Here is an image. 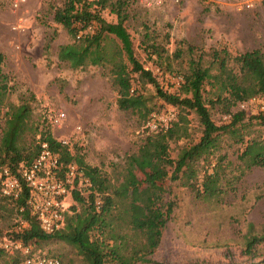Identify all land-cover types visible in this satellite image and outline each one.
Wrapping results in <instances>:
<instances>
[{
  "label": "rangeland",
  "instance_id": "rangeland-1",
  "mask_svg": "<svg viewBox=\"0 0 264 264\" xmlns=\"http://www.w3.org/2000/svg\"><path fill=\"white\" fill-rule=\"evenodd\" d=\"M218 1L167 0L160 6L148 7L140 0H130L125 26L134 54L164 91H178L183 81L179 68L186 66L189 57L201 56L207 61L211 51L223 48L231 57L255 49L264 54V0H225L227 5ZM64 2L29 0L14 12L8 3H0V51L6 55L1 73L8 83L0 110V135L6 108L28 103L33 127L38 132H49L57 141H65L71 153L99 168L126 197L139 240H159L151 257L155 262L263 264L264 241L250 251L247 243L264 235V167L246 170L240 155L251 141L264 145V116L260 115L262 120L254 116L258 113L247 111L236 126L220 132L216 150L201 159L195 170L200 181L203 171L223 158L222 194L209 200L197 197L186 185L182 171L174 180V166L158 161L153 151L166 143L168 157L175 162L184 148L199 142L202 126L198 117L194 113L188 115L187 138H161L158 132L146 129L148 115L170 107L177 115L179 111L164 105L151 85L144 89L151 111L140 118L117 108V94L104 69L72 70L59 63L58 47L71 40L61 26L53 24L52 11ZM244 3L252 6L243 7ZM101 16L106 22L116 21L107 9ZM153 42L163 47L172 72L151 53L149 45ZM208 107L217 126L230 123L223 105ZM230 110L235 113L237 108ZM59 112L65 113V119L55 126L49 117ZM35 138L38 141L39 136L36 134ZM26 141H32L31 135ZM170 205L172 211L167 214ZM82 210V205L68 201V215ZM18 221L12 204L0 197V239ZM127 229L124 233L132 235ZM34 249L58 257L61 264H86L75 248L61 241L41 243ZM8 261L7 256L0 257V264Z\"/></svg>",
  "mask_w": 264,
  "mask_h": 264
},
{
  "label": "trees",
  "instance_id": "trees-1",
  "mask_svg": "<svg viewBox=\"0 0 264 264\" xmlns=\"http://www.w3.org/2000/svg\"><path fill=\"white\" fill-rule=\"evenodd\" d=\"M129 4L130 0H65L61 7L54 8L53 24L61 26L71 40L58 47L57 61L72 70L87 67L104 69L117 94V108L130 111L140 118H145L151 111L144 94L145 86L151 85L164 105L175 107L179 111L169 130L158 131L161 138L168 136V140L173 141L187 138L188 115L194 113L202 126L198 143L184 148L175 162L168 157L166 143L159 144L153 153L158 161L174 166V180L182 171L186 185L194 190L197 197L204 200L218 198L222 194L223 158H219L210 170L206 168L200 181L196 176L195 165L213 154L220 132H226L244 118V111L231 113V107L252 97L264 95V54L255 49L231 57L223 48L211 51V58L207 61H203L201 56L197 59L189 57L186 66L179 68L183 80L181 86L177 92L169 93L159 87L152 72L145 69L134 54L130 34L125 26ZM106 9L115 15V22L109 23L102 18L101 12ZM166 38L168 40V36ZM149 49L160 63L163 62L164 68L172 72L170 60L164 57L163 47L153 42ZM176 57L179 58V55ZM3 62L4 55L0 52V110L8 92V83L1 73ZM206 86L208 90H205ZM215 104L223 105L225 112L231 116L228 125L217 126L212 121L208 105ZM263 114L261 112L254 116L263 120L260 117ZM36 134L39 136L38 141L47 142L51 150L59 154L63 163L81 167L85 177L91 182V187L83 192L72 191V201L82 205L83 210L72 215L65 213L64 226L53 234L42 232L30 214L25 202L28 195L26 187H23L16 200L0 196L12 204L19 216V221L5 237L31 246L33 254L54 258L58 257L36 252L34 246L49 241L64 242L75 248L86 264H164L151 259L159 246L158 239L139 240L141 236L135 231L136 221L126 197L99 168L85 164L81 157L71 153L66 145L54 139L49 132H38L37 127H33L31 109L26 102L9 105L3 113L0 169L7 167L15 170L20 165L29 166L38 153ZM28 135L32 137L30 143L26 141ZM240 158L244 161L246 170L253 166L264 167V145L257 141L249 142ZM151 167L153 169L154 166L151 164ZM171 211L170 205L167 214ZM22 223H26V226L16 231ZM125 228H129L127 230L133 234L124 233ZM263 241L264 235L253 237L248 241L247 249L250 251ZM3 255L9 258L7 264H15L20 260L19 255L8 256L1 252L0 257Z\"/></svg>",
  "mask_w": 264,
  "mask_h": 264
},
{
  "label": "built area",
  "instance_id": "built-area-1",
  "mask_svg": "<svg viewBox=\"0 0 264 264\" xmlns=\"http://www.w3.org/2000/svg\"><path fill=\"white\" fill-rule=\"evenodd\" d=\"M28 1L0 0V3H8L11 11L14 12L20 10ZM166 1L140 0L148 7L160 6ZM217 3L227 5L225 0H219ZM251 6V3L243 4L246 8ZM235 7L241 8L237 4ZM236 108L237 111H250L251 114L264 112V95L239 102ZM230 117L229 115L228 118ZM176 118V110L171 107L162 113L152 112L147 117L146 129L150 132H166ZM64 119L65 113L62 112L49 117V121L55 126H60ZM79 129L77 127V130ZM60 142L66 145L65 141ZM23 187L28 189L25 202L40 230L45 234H53L64 226L68 201L72 200V191L83 192L84 189L91 187V182L85 177L81 167L73 163H63L59 154L52 151L47 142L38 141V153L29 166L20 165L15 170L7 167L0 169V196L16 200L21 195ZM96 204L98 207L99 201ZM25 226L26 223H22L16 231ZM1 252L8 256L19 255L20 260L15 264H60L58 258L33 254L31 246H25L21 241L7 237L0 239Z\"/></svg>",
  "mask_w": 264,
  "mask_h": 264
},
{
  "label": "crops",
  "instance_id": "crops-1",
  "mask_svg": "<svg viewBox=\"0 0 264 264\" xmlns=\"http://www.w3.org/2000/svg\"><path fill=\"white\" fill-rule=\"evenodd\" d=\"M0 52L4 55V57L6 56L4 51H0Z\"/></svg>",
  "mask_w": 264,
  "mask_h": 264
}]
</instances>
